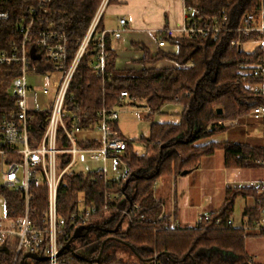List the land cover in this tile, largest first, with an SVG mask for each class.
<instances>
[{
	"label": "trees",
	"instance_id": "1",
	"mask_svg": "<svg viewBox=\"0 0 264 264\" xmlns=\"http://www.w3.org/2000/svg\"><path fill=\"white\" fill-rule=\"evenodd\" d=\"M184 1L186 22L189 25L204 27L225 19L226 25L219 36L216 39L212 35L205 38L198 34L172 37L165 33L161 39L177 46L176 54H158L154 57L146 55L140 62L145 68L121 71L117 69V53L111 49L106 33V71L109 77L105 83L96 78L89 66L96 54V37L106 31L102 16L90 49L83 57L69 91L78 106L76 115L81 120V127H92L99 120L98 112L103 106L108 109L118 106L122 92L129 94L132 101L129 105L139 107L146 104L151 115L160 112L163 106L175 103L178 98L177 103L184 108L182 121L178 125H153L150 139L137 141L138 145L146 149L142 157L135 153L132 146L135 141L127 142V151L122 160L128 173L119 183L108 185L99 181L92 184L91 177L98 171L88 175L70 172L63 176L58 193V214L65 219L66 225L64 235L60 237V248L82 227L70 220L81 203L84 208L96 209L93 217L101 218L108 195L121 194L122 198L112 205L111 211L119 208L122 211L120 217L128 213L125 216L127 225L117 234H100L98 244L96 242L91 249L94 256L106 242L104 249H118L121 254L135 259L137 264H250L246 252L247 230L229 226L228 222L232 221L236 200L239 197H253L256 205L246 209L243 217L247 220L245 226L248 229L257 227L264 210V196L259 193V188H228L223 208L211 214L210 221H205L202 217L197 228L183 230L176 228L178 214L175 180L184 171L197 170L201 160L214 155L217 150L224 151L227 169L252 167L264 158V148L251 144L211 141L202 143L214 135L215 130H210L214 124L219 121H239L263 104V98L253 92L259 80L250 78L251 70H241L240 67L253 66L259 59H264V46L253 54H246L239 47H232V42L239 39L236 29L245 17L260 11L264 0ZM102 2L103 0H47L38 14L35 31L52 29L66 33L75 42L74 55ZM112 2L114 1H109ZM35 4L36 0H0V12L10 16L8 21L0 22V52L9 50L12 43L19 40L20 18ZM258 39L259 36L254 34L251 39L242 37L241 42L245 44ZM162 60L173 62L176 67L146 68L147 65ZM5 77L9 79L7 74L0 71L1 82ZM1 82L0 94H3L8 89L10 79L7 84L3 85ZM219 109L223 110L222 115L217 114ZM33 115L30 134L41 139L49 123L51 111H37ZM58 138L67 148L68 142L62 131H59ZM166 144L169 147L161 150ZM85 147L97 146L87 143ZM61 160V168H64L70 163L71 156L64 155ZM128 180L130 183L124 191ZM159 181H163L165 187L160 196L157 188ZM32 194V218L37 226H41L40 219L48 209V193L46 188L33 186ZM129 196L133 199L132 207ZM14 199L17 204L14 209L21 212L20 197L15 195ZM136 206L138 210L134 209ZM8 207L12 209L10 205ZM118 222L105 227V230L114 231ZM113 237L131 245L149 263L139 260L128 246L113 240ZM88 246L83 241L76 250H84ZM13 251V247H6L0 256V264H10L14 257ZM63 259L67 264H88L75 259L68 252ZM131 263L132 260L128 261V264Z\"/></svg>",
	"mask_w": 264,
	"mask_h": 264
},
{
	"label": "built area",
	"instance_id": "2",
	"mask_svg": "<svg viewBox=\"0 0 264 264\" xmlns=\"http://www.w3.org/2000/svg\"><path fill=\"white\" fill-rule=\"evenodd\" d=\"M46 1L36 0V4L24 12L18 27L19 40L13 42L9 50L0 52V71L7 74L10 79L7 91L0 94V256L6 247H13L14 257L10 264H20L26 254L47 257L49 264H67L63 259L64 255L59 257L60 237L64 235L66 222L58 214V193L63 176L70 173V169L78 163L79 155L103 164V170L91 177L92 184L99 181H104L108 185L119 183L128 173L127 166L122 160L128 144L115 128V124L119 118V107L132 102L129 94L122 92L118 106L112 109L103 106L98 112L99 120L88 128L81 127V120L76 115L78 106L73 96L69 95L72 81L83 57L90 49L97 26L110 0H103L87 34L79 41V47L74 55L75 42L66 33L52 29L35 31L38 14ZM9 18L8 13L0 12V22L8 21ZM120 23L126 26L125 20H121ZM225 25V19L223 22L214 21L212 25L206 24L204 27L189 25L186 22L182 34H198L205 38L212 35L216 39ZM236 31L239 39L232 42V47L241 49L243 45L241 38L251 39L254 34L259 36L261 47L264 46V3L260 11L247 15ZM106 33L104 31L97 35L96 54L89 63L96 78L103 83L109 77L106 71ZM113 36L120 39L123 32H114ZM159 47H165V42L159 41ZM32 50L39 56L38 60L32 58ZM240 69L251 70L250 78L259 80L253 92L263 98V104L254 108L250 117L255 121L264 122V59H259L253 66H241ZM30 78L37 84L49 79L51 87L55 90L54 100L50 106L49 123L41 139L30 134L34 121L33 114L37 112ZM9 79L5 77L0 82L4 85ZM44 93H49V90H45ZM175 101L179 102V99ZM59 131H62L68 142L67 148L59 142ZM87 131H94L102 136L98 147H85L86 142L79 139V135ZM64 155H70L71 161L66 167L61 168V157ZM86 161L82 158L81 164ZM113 161L121 166V171L109 172L108 165ZM79 173L88 175L90 172ZM33 186L46 188L48 193V209L40 219L41 226H37L32 218ZM259 193L264 196V183L259 186ZM15 195L22 201L21 212L14 209L17 205ZM107 198L108 202L104 206V215L101 218L93 217L96 209L79 207L71 215V222L81 226L102 224L105 214L111 211L112 205L122 198V195H108ZM8 205L11 206V210ZM134 209L138 210V207ZM127 214L125 213V216ZM262 215L257 227L264 234V210ZM204 219L210 221L211 216L206 215ZM201 222L199 219L198 225ZM219 223L220 221L217 224ZM228 225L233 226V222L229 221ZM243 228L248 231L247 226ZM80 244L79 241L74 243L75 250ZM36 263L32 261V264ZM250 264H254L252 260Z\"/></svg>",
	"mask_w": 264,
	"mask_h": 264
},
{
	"label": "crops",
	"instance_id": "3",
	"mask_svg": "<svg viewBox=\"0 0 264 264\" xmlns=\"http://www.w3.org/2000/svg\"><path fill=\"white\" fill-rule=\"evenodd\" d=\"M112 1L114 2L107 4L103 17L111 49L117 53L116 65L118 70H141L145 66L140 62L146 55L154 57L158 54H176L178 52L177 46L170 45L165 41V47H159V41L162 40L161 36L165 33L172 37H181L183 35L182 31L186 24L184 0ZM121 20L126 21V26L121 25ZM117 31L123 32V36L120 39H115L113 36V33ZM244 45L247 46V49L245 50L241 47V51L246 54H253L261 48L259 41L248 42ZM175 67L176 65L173 62L166 60L160 61L156 65L146 66V68L154 69ZM138 108L146 109L150 114L146 104H142ZM163 108L158 112L159 114H163ZM176 112L179 113L180 111L166 114L164 117L169 118L171 121H165V123L161 124L178 125L179 123L177 122H179L180 117ZM150 116L153 115L150 114ZM222 122L225 123V127L219 132L215 131L214 134L229 131L227 140L231 141V138H233L235 141L233 144H251L255 147L264 148V122L255 121L250 116L239 121ZM116 129L123 137L118 120ZM123 138L127 142H133L125 137ZM80 139L86 144H95L98 147L102 136L94 131H87L80 134ZM230 141L229 143H231ZM141 147L145 152H141V154L137 152L136 154L139 157L144 156L146 153L145 147ZM117 166L111 173L122 170L119 164ZM263 183L264 158L258 160L257 164L252 167L227 169L225 167L224 151L217 150L214 155L203 158L197 170L192 171L191 174L185 177L180 176L175 180L178 214L176 228L183 230L195 229L198 226L199 219L220 211L224 206L225 193L228 188L257 189ZM255 205L256 200L253 197H239L236 200L232 216L234 228L239 229L246 225L247 220L243 217L244 212ZM80 207L84 208V205L81 203ZM237 207H239V211ZM121 212L118 208L106 213L104 222L100 226L105 229V227L107 228L112 223L116 224L119 221L116 225L117 227L122 221L121 228L126 227L127 219L125 216L120 217ZM246 233V252L249 259L254 264H264V235H261L258 227L250 228ZM98 237L99 235L96 238ZM92 238H95V236ZM83 239L79 242H85Z\"/></svg>",
	"mask_w": 264,
	"mask_h": 264
},
{
	"label": "rangeland",
	"instance_id": "4",
	"mask_svg": "<svg viewBox=\"0 0 264 264\" xmlns=\"http://www.w3.org/2000/svg\"><path fill=\"white\" fill-rule=\"evenodd\" d=\"M242 49L246 50L247 46L243 44ZM156 64H153V65H156ZM29 83L34 91V101H35L36 110L37 111L49 110L51 103L53 102L54 96H55L54 95L55 90L51 87L50 80L45 79L42 84H37L30 78ZM45 90H49V93L45 94L44 93ZM163 107H162L164 109L163 114L156 113L153 116H150L149 112L146 109L138 108L136 106H132L129 104L121 108L119 107V112H120L119 119H118L119 128L121 130L123 137H125L127 140H132L136 142V143L133 142V145H132L135 149V153L138 152L141 154V152L143 153L145 152L144 149L140 145L137 144V141L142 140V139H150L153 125L165 123V121H171L169 118L164 117L166 114H169L170 112L174 113L175 111H180L179 113L176 112V114L179 115L180 117V120L177 123L179 124L181 123L182 113H183L182 109H184L182 105L172 103V104H167ZM249 116L250 114L247 115L245 118H249ZM221 122L222 121H219L218 123L214 124L212 127H210V130H215L218 132L223 130V128L225 127V123L223 122L221 123ZM228 132L229 131L214 134L210 139L203 140L202 143H207V141H211L215 143H229L230 140H227ZM79 139H80V135H79ZM230 142L235 143L233 138H231ZM82 158L87 160L86 163L81 164ZM117 165L118 164L114 161L110 162L108 165L109 172L111 173L112 171H114L118 167ZM100 170H103L102 163L92 162L89 160L87 156L79 155L78 163L70 169V172L79 173V172H92V171H100ZM157 188L159 189L158 195L159 196L162 195V193H164V188H165L164 182L159 181ZM237 210L239 211V207H237ZM2 213H1V216H2ZM85 250H79V252H85ZM131 260L133 262L131 264H137L135 262V259H132V257L128 259V256L126 254H121L119 256V262L108 261V262H101L98 264H128V261H131Z\"/></svg>",
	"mask_w": 264,
	"mask_h": 264
},
{
	"label": "water",
	"instance_id": "5",
	"mask_svg": "<svg viewBox=\"0 0 264 264\" xmlns=\"http://www.w3.org/2000/svg\"><path fill=\"white\" fill-rule=\"evenodd\" d=\"M241 51V49H239ZM31 56L33 59L35 60H38L39 59V56H37L35 54V50H32L31 52ZM143 107H146V106H143ZM218 115H222L223 114V110L219 109L218 112H217ZM169 147V145H163L161 147V150H164V149H167ZM163 154V152H161V155ZM192 171H184L182 172L181 176L182 177H185L189 174H191ZM130 183V180H128L125 185H124V188L123 190L126 191V189L128 188V185ZM128 200H129V203H130V206L132 207L133 205V199L129 196L128 197ZM122 221L120 222V224L116 227V229L114 231H107L105 230L103 227H101L98 223H93V224H89V225H86V226H82L80 228H78L74 235L72 236V238L70 239V241L68 243H66L59 251V257L60 256H63L65 253H70L72 254V256L77 259V260H80L82 262H85V263H88V264H97V263H101V262H108L109 260L107 258H102L103 256V253H104V247H102L99 251V256L94 259V260H91L89 257L92 255V251L91 249L94 248L95 246V243L97 242L98 238H96L98 235L100 236V234H117L119 232V230L121 229V225H122ZM93 236H95V238H92ZM85 237V239H83ZM85 240V242L89 245L88 248L86 250L88 251H85V252H78L75 250L74 248V243L77 242V241H81V240ZM113 240L117 241V242H121L123 243V245H126L128 246L131 251L133 252V254L139 259V260H142L143 262L145 263H149V260H143L136 252V250L131 246L129 245L128 243L126 242H122L121 240L119 239H116V238H112ZM106 244V242L103 243V246ZM32 261H36V262H42V263H45V262H48L49 261V258L47 257H43V256H40V255H36V254H26L23 258V260L21 261L20 264H32Z\"/></svg>",
	"mask_w": 264,
	"mask_h": 264
},
{
	"label": "flooded vegetation",
	"instance_id": "6",
	"mask_svg": "<svg viewBox=\"0 0 264 264\" xmlns=\"http://www.w3.org/2000/svg\"><path fill=\"white\" fill-rule=\"evenodd\" d=\"M97 244H98V242H97ZM120 255H121V253L118 251V249H115V248H112V249L111 248H107V249H104V253H103L102 258H107L109 261L119 260V256ZM98 256H99V252H98V254L96 256H94V254H92L89 258L90 259H96ZM127 256H128V259L131 258L129 255H127Z\"/></svg>",
	"mask_w": 264,
	"mask_h": 264
}]
</instances>
